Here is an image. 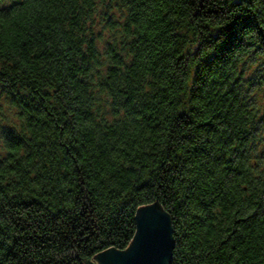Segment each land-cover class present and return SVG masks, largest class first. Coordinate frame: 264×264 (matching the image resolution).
Listing matches in <instances>:
<instances>
[{
    "label": "trees",
    "instance_id": "trees-1",
    "mask_svg": "<svg viewBox=\"0 0 264 264\" xmlns=\"http://www.w3.org/2000/svg\"><path fill=\"white\" fill-rule=\"evenodd\" d=\"M0 19V264L125 250L156 200L170 264H264V0H0Z\"/></svg>",
    "mask_w": 264,
    "mask_h": 264
},
{
    "label": "water",
    "instance_id": "water-1",
    "mask_svg": "<svg viewBox=\"0 0 264 264\" xmlns=\"http://www.w3.org/2000/svg\"><path fill=\"white\" fill-rule=\"evenodd\" d=\"M137 231L125 250L114 247L95 254L92 259L78 258L82 264H170L175 249L170 214L157 200L137 208ZM129 243V242H128Z\"/></svg>",
    "mask_w": 264,
    "mask_h": 264
},
{
    "label": "clouds",
    "instance_id": "clouds-1",
    "mask_svg": "<svg viewBox=\"0 0 264 264\" xmlns=\"http://www.w3.org/2000/svg\"><path fill=\"white\" fill-rule=\"evenodd\" d=\"M0 23H4V21L2 19H0Z\"/></svg>",
    "mask_w": 264,
    "mask_h": 264
},
{
    "label": "rangeland",
    "instance_id": "rangeland-1",
    "mask_svg": "<svg viewBox=\"0 0 264 264\" xmlns=\"http://www.w3.org/2000/svg\"><path fill=\"white\" fill-rule=\"evenodd\" d=\"M0 152H1V147H0Z\"/></svg>",
    "mask_w": 264,
    "mask_h": 264
}]
</instances>
